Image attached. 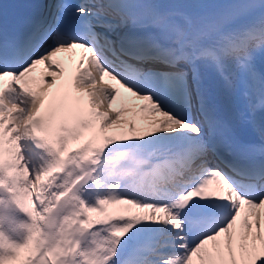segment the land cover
<instances>
[{
	"label": "snow or ice",
	"instance_id": "snow-or-ice-1",
	"mask_svg": "<svg viewBox=\"0 0 264 264\" xmlns=\"http://www.w3.org/2000/svg\"><path fill=\"white\" fill-rule=\"evenodd\" d=\"M0 264H264V0L0 18Z\"/></svg>",
	"mask_w": 264,
	"mask_h": 264
}]
</instances>
